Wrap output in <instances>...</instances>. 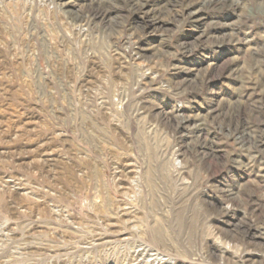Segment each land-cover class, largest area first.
Wrapping results in <instances>:
<instances>
[{
  "label": "rangeland",
  "instance_id": "374dc122",
  "mask_svg": "<svg viewBox=\"0 0 264 264\" xmlns=\"http://www.w3.org/2000/svg\"><path fill=\"white\" fill-rule=\"evenodd\" d=\"M150 255L264 264V0H0V264Z\"/></svg>",
  "mask_w": 264,
  "mask_h": 264
},
{
  "label": "bare ground",
  "instance_id": "6f19581e",
  "mask_svg": "<svg viewBox=\"0 0 264 264\" xmlns=\"http://www.w3.org/2000/svg\"><path fill=\"white\" fill-rule=\"evenodd\" d=\"M144 256V255H143ZM154 258V262H157V263H162V262H164L165 261V259H164V257H162V256H160V255H150L149 257H148V259H153ZM142 259V258H141ZM150 260H149V262H150ZM170 261V260H169ZM172 261V260H171ZM155 264V263H154Z\"/></svg>",
  "mask_w": 264,
  "mask_h": 264
}]
</instances>
